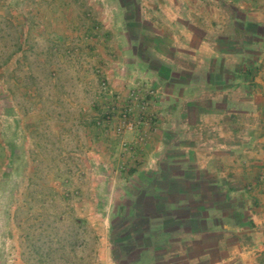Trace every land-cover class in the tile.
Listing matches in <instances>:
<instances>
[{"label":"rangeland","instance_id":"374dc122","mask_svg":"<svg viewBox=\"0 0 264 264\" xmlns=\"http://www.w3.org/2000/svg\"><path fill=\"white\" fill-rule=\"evenodd\" d=\"M262 137L264 0H0V264H264Z\"/></svg>","mask_w":264,"mask_h":264},{"label":"trees","instance_id":"16d2710c","mask_svg":"<svg viewBox=\"0 0 264 264\" xmlns=\"http://www.w3.org/2000/svg\"><path fill=\"white\" fill-rule=\"evenodd\" d=\"M245 74H246V75H251V72H250V71H246ZM117 112L119 113V111H117ZM102 114H104V112H102ZM115 115H116V114H115ZM124 115H125V114H124ZM104 116H105V114H104ZM100 118H101V117H100ZM123 154H124V152H121V156H120V161H119V163H120L121 165H124V166H125V164H127V160H125ZM131 154H132L133 157H137V156H138L135 152H134V153H131ZM16 155H17V152H15V151L11 152V156L15 157ZM13 157H10L8 167H12V165H13ZM11 158H12V159H11ZM128 162H132V159L129 158V159H128ZM133 163H135L136 165H131V166L127 169V174H128L129 177L135 175V174L138 172L137 165H138L139 163H141V161H140L138 158H135V159H133ZM7 175H8V174H7ZM246 225H247L246 222H245V223H241V224H240V227H242V226H246Z\"/></svg>","mask_w":264,"mask_h":264},{"label":"crops","instance_id":"0c3cea01","mask_svg":"<svg viewBox=\"0 0 264 264\" xmlns=\"http://www.w3.org/2000/svg\"><path fill=\"white\" fill-rule=\"evenodd\" d=\"M264 140V138L262 137V139H260V141H263ZM262 146H264V144L262 145ZM263 148V147H262ZM262 148H260L259 147V149H258V151H261V154L262 155H259L258 154V157H264V149H262ZM221 158L219 159V161L217 162V164H215L214 165V163H213V167H215V168H224V170H228V167L226 166V164H223V163H221ZM221 166V167H220ZM230 174V172H227L225 175H229ZM225 177V176H224ZM185 232V230H181V233H184ZM193 232V233H192ZM192 232H190V231H188V233H192L195 237H197V233L196 232H194V231H192ZM205 231H199V234H203Z\"/></svg>","mask_w":264,"mask_h":264}]
</instances>
